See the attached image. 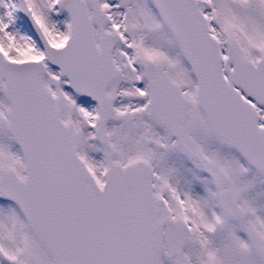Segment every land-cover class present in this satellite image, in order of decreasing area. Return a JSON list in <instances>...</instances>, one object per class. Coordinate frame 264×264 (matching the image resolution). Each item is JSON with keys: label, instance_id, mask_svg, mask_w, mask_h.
Masks as SVG:
<instances>
[{"label": "snow or ice", "instance_id": "snow-or-ice-1", "mask_svg": "<svg viewBox=\"0 0 264 264\" xmlns=\"http://www.w3.org/2000/svg\"><path fill=\"white\" fill-rule=\"evenodd\" d=\"M0 264H264V0H0Z\"/></svg>", "mask_w": 264, "mask_h": 264}]
</instances>
